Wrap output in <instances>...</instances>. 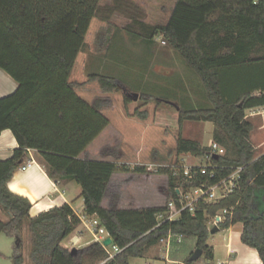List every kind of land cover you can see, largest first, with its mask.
<instances>
[{
	"label": "trees",
	"instance_id": "obj_1",
	"mask_svg": "<svg viewBox=\"0 0 264 264\" xmlns=\"http://www.w3.org/2000/svg\"><path fill=\"white\" fill-rule=\"evenodd\" d=\"M113 8L122 9L120 1ZM102 11L101 0H0V67L19 83L14 93L0 98V134L11 129L19 143L11 158L0 160V208L10 216L0 221V233L19 241L13 264H25L26 233L31 236L32 264H131V258L142 257L170 235L195 236L197 248L206 254L205 264H215L208 244L209 221L224 209L230 212L219 226L242 224V241L258 251L264 264V154L256 156L251 143L254 125L246 115L248 109L264 106V0H177L166 24L153 26L135 17L126 26L130 34L147 41L160 34L200 76L211 106L178 107L179 121L213 122L214 141L226 149L219 157L211 156L210 147L180 136L177 154L209 157L215 176L186 180L177 169L161 168L170 177L169 195L177 199L178 188L213 185L242 167L233 192L215 203L200 200L195 211L187 209L177 220L162 224L157 216L167 206L104 207L113 174L131 168L81 157L111 123L103 113L111 98L90 103L76 91L82 83L71 81L92 20ZM88 79L107 91L124 84L104 73H91ZM129 91L125 90L126 104L133 102ZM145 95L147 101L152 99ZM140 115L147 117L145 111ZM29 149L38 150L51 178L81 186L86 214L99 219L120 249L113 258L100 241L74 254L63 245L81 222L70 204L33 217L30 199L10 190L8 183ZM133 172L149 170L135 166ZM201 258H188L186 263L199 264Z\"/></svg>",
	"mask_w": 264,
	"mask_h": 264
},
{
	"label": "rangeland",
	"instance_id": "obj_2",
	"mask_svg": "<svg viewBox=\"0 0 264 264\" xmlns=\"http://www.w3.org/2000/svg\"><path fill=\"white\" fill-rule=\"evenodd\" d=\"M118 1L122 9L113 8ZM175 2L176 0H101L102 15L92 20L86 36V44L76 62L73 77L75 82H82L84 85L80 91L89 99L107 97L112 100L109 109L106 108V113L113 121V128L96 145L100 146L102 142L112 141V146L105 148L111 151H108L110 153L108 155L118 158L120 165L125 164L131 168L129 172L120 171L122 174L115 178L111 186L110 194L116 192L110 195L109 199H120V208L167 206L173 199L169 195L170 177L159 171L161 168L179 170L178 167L183 164H193L194 162L189 160L194 157L203 165L210 164L207 156L197 157L186 154L187 157L184 159L183 154H177L176 145L180 136L198 139L201 143L211 145L214 132L212 135V131L203 121L185 120L180 123L178 107L167 102H175L179 107L190 110L210 107L211 101L202 79L187 64L178 50L167 42L163 43L165 40L160 34L154 40L147 41L126 30V26L131 24L135 17L153 26L166 24ZM91 73L108 74L124 84L117 89L107 91L98 81L88 79ZM126 89L130 90L128 93L138 92L139 99L126 104ZM145 94L152 95V99L147 101ZM144 111L147 113L145 119L140 115ZM263 113L264 108H252L246 111L248 119L254 125L251 142L255 144L264 138V134L256 130L263 120ZM122 114L124 117L125 115L133 117L130 118L132 121L124 122ZM144 120L151 124V129L149 130V125L146 124H143L140 130L136 129L135 124ZM142 127L145 129L143 133ZM117 130L121 132L120 135ZM147 131L149 134L145 139ZM142 141L144 146L149 144L148 147H142ZM136 147L141 150L138 151ZM261 151H264V147L258 149L257 154ZM135 166H145L149 172H133ZM261 203L264 208V199ZM213 221V219L209 221L208 244L219 246L226 232L220 227V231L212 233ZM92 228H95L93 222L88 231L90 237L93 235ZM180 238L179 235H170L159 244L152 246L142 257L131 258L130 263L146 264L148 258H151L150 255L156 256L161 253L167 257L165 250L169 245V253L174 264H187L186 260L197 249V238L184 236L181 242H178ZM14 243L13 237L0 233V264H13ZM66 243L69 244V241L67 240ZM30 245L31 236L30 233H26L24 235L25 264H32ZM112 247L113 245H110L109 248ZM220 257L221 255L217 257V263L221 260ZM205 260L206 254L202 256L199 264H205ZM161 264L166 263L163 260Z\"/></svg>",
	"mask_w": 264,
	"mask_h": 264
},
{
	"label": "crops",
	"instance_id": "obj_3",
	"mask_svg": "<svg viewBox=\"0 0 264 264\" xmlns=\"http://www.w3.org/2000/svg\"><path fill=\"white\" fill-rule=\"evenodd\" d=\"M177 1V0H176ZM176 3V2H175ZM173 11V10H172ZM163 44V43H162ZM76 68V66H75ZM74 68V71H75ZM74 71L71 76V81H74ZM82 83V82H81ZM19 86V83L3 68L0 67V98L8 96L12 93H14ZM84 85H80L76 87V91L80 96H82L84 99L89 101L90 103H94V101L97 98L89 99L86 95L80 91V89ZM259 93V92H258ZM256 108L263 109L264 106H259ZM109 109V108H107ZM255 109V108H254ZM106 109H103V113L110 119L111 123L109 126L90 144V146L81 154L82 158H91L94 160H101V161H114L119 163L118 158H113L109 156L108 154L104 153V149L107 146H112V141H108L106 143H103L100 146H97L96 144L100 142L105 134L113 128V121L109 117V115L106 113ZM264 114V113H263ZM123 115V121L128 123L130 118L133 117H127L124 114ZM251 117H254L256 115H249ZM128 118V119H127ZM249 118V117H247ZM132 121V120H131ZM134 122V121H133ZM201 122V121H199ZM204 122V121H203ZM207 128L213 132L215 130V125L211 121H205ZM149 125V130L151 129L150 123H147L146 120L136 123V129L140 130V127L143 125ZM214 125V126H213ZM145 126V125H144ZM143 128V127H142ZM147 130V129H146ZM256 130L259 131L260 134H264V117L260 125L256 128ZM145 131V129H142V133ZM254 131V130H253ZM117 133L120 135L121 132L117 130ZM145 139L147 138L149 132H145ZM139 134V133H138ZM253 137V132L251 135V138ZM191 138V137H186ZM194 139V138H191ZM199 141L198 139H195ZM214 139L212 140V142ZM201 143V141H199ZM211 142V143H212ZM148 143V142H147ZM252 143V142H251ZM142 147L146 148L149 144H145L143 141L141 142ZM140 144V145H141ZM203 146L209 147L210 145H206L204 143H201ZM255 150H256V156L259 157L264 154V151H261L259 154H257V150L264 147V138L260 140L257 144L252 143ZM97 146V147H96ZM19 147L18 140L16 136L14 135L13 131L11 129H6L2 131L0 134V160H6L11 158L14 155L15 150ZM138 151H140V148H137ZM184 159L187 157L186 154H183ZM189 159V158H188ZM190 162H194L193 164H202L200 161L194 157ZM30 163V164H29ZM23 164H29L28 168L23 169L21 166L14 172L13 177L8 183V186L10 190H12L15 193H18L20 195L26 196L30 201L32 202V208L30 211L31 216H37L42 211H47L49 209H52L54 207H60L64 204L68 203L72 206L74 211L77 213V215L81 218L80 224L76 226V229L63 241V245L68 248L72 249L74 247L80 249L83 247H87L90 244H92L95 241H98L100 237H108L107 234L105 236L99 235L92 230V237L88 234V231L90 230V226L92 224V221L96 219L95 216L87 215L85 212V203L84 198L81 196V186L74 180L69 179H62V180H54L50 177L48 174L47 168L36 149H29L28 150V156L26 157ZM120 164V163H119ZM122 173L116 172L113 174L111 181L109 183L106 195L103 199L102 205L106 208H112L114 204H117V207H119L120 199H109L110 195H114L116 191H113L110 194L111 186L115 180V178ZM127 174V173H123ZM131 174V173H130ZM36 203V204H35ZM38 204H45L47 205L45 208L41 210H35V206ZM152 205L148 206H141L136 207L137 208H145V207H151ZM154 206V205H153ZM156 206V205H155ZM122 209H126L122 207ZM130 209V208H128ZM10 219V216L5 213L0 208V221H8ZM213 225V224H212ZM211 225V226H212ZM215 226V225H214ZM220 227V226H219ZM221 229V228H220ZM220 229L218 231H220ZM225 236L223 238L222 243H219L218 245H213L214 249V263L215 264H263L262 259L260 258V255L258 251L246 245L242 241V232H243V225L242 224H236L232 225L229 228L225 229ZM69 241V244L66 243V241ZM110 247V246H109ZM109 247H106L107 251L109 252L110 256H113L117 254V251L112 247L110 249ZM151 248V247H150ZM149 248V249H150ZM169 245L167 249L165 250L166 256L162 255H150L151 258H148V261L146 264H161V262H164L166 264H174V260L171 259V253H169ZM148 249V250H149ZM147 250V251H148ZM146 251V252H147ZM220 259L218 263L216 262L217 257L220 256ZM111 258V257H110ZM176 262V261H175ZM103 263V262H102Z\"/></svg>",
	"mask_w": 264,
	"mask_h": 264
},
{
	"label": "built area",
	"instance_id": "obj_4",
	"mask_svg": "<svg viewBox=\"0 0 264 264\" xmlns=\"http://www.w3.org/2000/svg\"><path fill=\"white\" fill-rule=\"evenodd\" d=\"M255 3L259 2L260 0H253ZM163 43H166V41H163ZM211 149V156L213 155H223L226 152V149L220 145L218 142L213 141L211 145L209 146ZM30 164V163H29ZM29 164H23L21 167L23 169H26ZM179 172L181 171L183 176L188 179H194L199 177L200 175H207L210 174L211 177L215 176V172L213 169L215 168L212 164H183L179 166ZM212 171H209V170ZM242 170V167L237 168L231 175L224 178L223 180L213 184L208 185L207 183H204L197 187H192L190 189H184V188H178L179 196L177 199H172L169 201L167 205V210L164 212H161L158 214V221L159 224H162L166 221H174L177 220L183 211L189 209L191 211H195L198 203L200 200H203L205 203H215L221 200L223 197L227 196L229 193L233 192L234 188L238 185V181L240 179V172ZM230 212L229 209H224L221 211L213 221V225H218L219 223L225 221L226 214ZM95 225V228H93V231L96 234L103 235L107 234V236H110L107 230L101 226L99 219H94L92 221ZM181 238L178 240V242H181L182 237L184 235H179ZM106 237H100L98 241L102 243L104 247H109L110 245H113V248L117 251V253L120 251V249L111 243L110 245L106 246L104 245V240ZM116 255V254H115ZM115 255L110 256L113 258Z\"/></svg>",
	"mask_w": 264,
	"mask_h": 264
},
{
	"label": "water",
	"instance_id": "obj_5",
	"mask_svg": "<svg viewBox=\"0 0 264 264\" xmlns=\"http://www.w3.org/2000/svg\"><path fill=\"white\" fill-rule=\"evenodd\" d=\"M128 95L133 99V100H138L140 94L138 92H130L128 93ZM177 107H179L175 102H171V101H167ZM216 157H219V155H215ZM220 229V227L218 225H215L214 228L211 230L212 233H216L218 230ZM19 243V241L17 240L15 244ZM111 243H113V238L111 236H108L105 240H104V245L108 246ZM78 250V248L74 247L71 249V253H76ZM204 254V250L202 248H197L193 254L189 257V261H197L198 259H200Z\"/></svg>",
	"mask_w": 264,
	"mask_h": 264
},
{
	"label": "bare ground",
	"instance_id": "obj_6",
	"mask_svg": "<svg viewBox=\"0 0 264 264\" xmlns=\"http://www.w3.org/2000/svg\"><path fill=\"white\" fill-rule=\"evenodd\" d=\"M30 166V165H29ZM28 168V167H27ZM36 204V203H35ZM47 205H45V204H38L37 206H35V210L34 211H36V210H41V209H43V208H45ZM43 212V211H42Z\"/></svg>",
	"mask_w": 264,
	"mask_h": 264
}]
</instances>
